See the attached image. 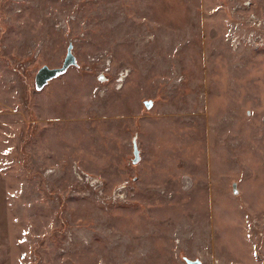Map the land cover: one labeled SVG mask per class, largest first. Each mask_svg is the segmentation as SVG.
Here are the masks:
<instances>
[{
    "label": "rangeland",
    "instance_id": "1",
    "mask_svg": "<svg viewBox=\"0 0 264 264\" xmlns=\"http://www.w3.org/2000/svg\"><path fill=\"white\" fill-rule=\"evenodd\" d=\"M185 259L264 264V0H0V264Z\"/></svg>",
    "mask_w": 264,
    "mask_h": 264
},
{
    "label": "water",
    "instance_id": "2",
    "mask_svg": "<svg viewBox=\"0 0 264 264\" xmlns=\"http://www.w3.org/2000/svg\"><path fill=\"white\" fill-rule=\"evenodd\" d=\"M75 64H76V59L72 53V44L70 43L68 44L65 57L63 59L62 64H60L61 65L60 67L50 68L46 65H43L38 69L37 73L35 74V78L33 79L36 90L43 89L50 80L64 74L69 67L75 66ZM151 103L152 102L149 100L144 101V104L147 108L151 106ZM135 142H136V137H134L131 142L133 146V154H134L133 155L134 158L132 160L133 164H135L139 160V152L137 149V144ZM185 262L187 264H201L199 260L185 259Z\"/></svg>",
    "mask_w": 264,
    "mask_h": 264
},
{
    "label": "built area",
    "instance_id": "3",
    "mask_svg": "<svg viewBox=\"0 0 264 264\" xmlns=\"http://www.w3.org/2000/svg\"><path fill=\"white\" fill-rule=\"evenodd\" d=\"M259 25V24H258ZM255 31H252L250 34L248 33L247 37H248V42L254 41L257 38L262 39V37H260L261 35H254Z\"/></svg>",
    "mask_w": 264,
    "mask_h": 264
}]
</instances>
